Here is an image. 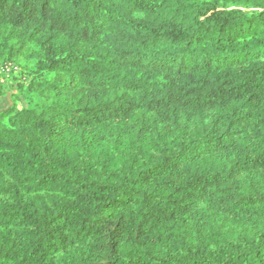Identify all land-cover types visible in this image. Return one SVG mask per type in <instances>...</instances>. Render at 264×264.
<instances>
[{
  "label": "trees",
  "instance_id": "1",
  "mask_svg": "<svg viewBox=\"0 0 264 264\" xmlns=\"http://www.w3.org/2000/svg\"><path fill=\"white\" fill-rule=\"evenodd\" d=\"M1 59L0 264H264V0H0Z\"/></svg>",
  "mask_w": 264,
  "mask_h": 264
},
{
  "label": "rangeland",
  "instance_id": "2",
  "mask_svg": "<svg viewBox=\"0 0 264 264\" xmlns=\"http://www.w3.org/2000/svg\"><path fill=\"white\" fill-rule=\"evenodd\" d=\"M24 64L16 60H0V83L6 90V95L0 98V112L9 109L12 106L11 94L16 93L15 85Z\"/></svg>",
  "mask_w": 264,
  "mask_h": 264
}]
</instances>
